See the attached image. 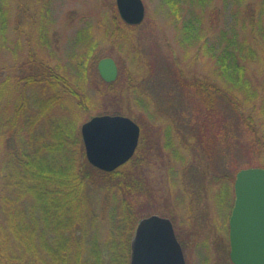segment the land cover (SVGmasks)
Returning a JSON list of instances; mask_svg holds the SVG:
<instances>
[{"label": "rangeland", "instance_id": "1", "mask_svg": "<svg viewBox=\"0 0 264 264\" xmlns=\"http://www.w3.org/2000/svg\"><path fill=\"white\" fill-rule=\"evenodd\" d=\"M4 1L8 21L4 38L0 35V81L10 70L24 64L33 49L61 75L74 83L82 82L79 64L87 44L83 49L77 40L83 28H92L97 48L94 57L113 58L119 74L117 85L111 89L100 83L95 65H90L83 73V88L96 105L93 114L120 111L141 128L144 163L138 171L149 190L140 219L152 214L170 216L186 264H233L228 225L236 174L264 163V0H245L238 5L234 0H207L204 6L194 0H181L177 17L163 0H143L144 21L124 39L112 41L105 39L113 29L106 17L114 13L119 16L115 0H45L48 12L39 11L44 17L39 16L36 31L27 25L28 0ZM252 12L254 26L250 24ZM215 18L217 27L206 34ZM186 27H193L194 36L205 35L204 41L217 52L225 47L240 50L242 45L243 78L258 95L252 101L247 98L249 104L244 103L243 113L250 120V128L221 97L227 92L243 104L247 95L218 78L210 54L196 55L199 44L184 37ZM245 38L249 45L253 41V57L243 49ZM175 64L180 71L174 70ZM194 80L203 85L204 80L218 84L224 91L217 97L216 124L204 115V96L187 87ZM15 82L14 78L12 84ZM12 84L2 85L0 131L6 130L12 120L16 97ZM73 111L79 114L77 119ZM68 118L76 119L79 134L87 121L85 114L74 109ZM46 128L40 125L38 136L47 135ZM6 134L3 132L4 139ZM26 138L25 134L18 136L13 146L24 145ZM1 158L0 152V162ZM102 193L91 195L93 208L99 214ZM113 207V203L106 207L103 238L110 221L116 224Z\"/></svg>", "mask_w": 264, "mask_h": 264}, {"label": "trees", "instance_id": "2", "mask_svg": "<svg viewBox=\"0 0 264 264\" xmlns=\"http://www.w3.org/2000/svg\"><path fill=\"white\" fill-rule=\"evenodd\" d=\"M28 1L27 25L36 31L39 16L44 17L42 13L48 10L45 0ZM243 1L234 0V3L238 5ZM163 2L169 12L177 17L181 0ZM193 2L204 6L207 0ZM5 3L0 0L2 39L8 21V5ZM40 10L42 13L39 14ZM106 19L111 20L113 29L105 39L111 41L124 39L128 32L139 27L126 24L117 13L108 15ZM217 24V19H212L206 34L214 30ZM250 24H255L253 12ZM91 29L83 28L77 40L83 49L87 44L82 54L84 59L82 57L79 64L81 80L83 82V73L86 74L88 66L95 65L100 83L113 89L117 82L106 83L98 73L97 64L104 57H94L97 48L91 37ZM192 30L193 27H186L183 35L189 42L193 39L198 42L196 55L210 54L216 64L218 78L227 85L233 84L247 97L240 104L235 95H229L220 85L207 80H204V85L194 80L193 87L186 84L187 87L192 88L198 96H204V115L209 121H214L213 124H216L217 97L224 92L221 97L250 128V120L243 113L244 103L249 104L247 98L254 100L258 95L243 78V64L240 62L242 45L240 50L234 48L231 51L225 47L217 52L204 41L205 35L194 36ZM27 40L31 45V38ZM248 40L244 39L243 49L253 57V41L250 46ZM174 70H179L177 64ZM1 72L0 69V77ZM14 78L16 82L12 84ZM82 82L74 83L61 75L56 68L39 58L33 49H30L24 64L10 70L0 81V93L4 90L2 85L10 83L16 94L9 127L0 131V264H130L132 237L149 190L141 178L142 173L138 171L144 163L143 152L139 143L135 156L109 173L89 164L81 134L76 132L79 114L73 111L76 117L73 120L68 118V114L75 109L89 120L104 113L93 114L96 105ZM27 113H30L28 117ZM111 115L122 113L114 111ZM40 125L47 127L48 134L44 137L38 136L37 128ZM22 134L27 136L24 145L13 146V142ZM254 167L264 168V163ZM93 192H103L101 214L93 208ZM109 203L114 204L116 224L109 220L111 224L103 238L102 221Z\"/></svg>", "mask_w": 264, "mask_h": 264}, {"label": "water", "instance_id": "3", "mask_svg": "<svg viewBox=\"0 0 264 264\" xmlns=\"http://www.w3.org/2000/svg\"><path fill=\"white\" fill-rule=\"evenodd\" d=\"M120 18L140 25L145 18L143 0H115ZM98 72L115 82L119 69L113 58H103ZM141 129L123 115H97L81 126L87 161L103 172L128 163L139 145ZM235 204L229 220L230 259L233 264H264V168L238 172ZM130 264H186L184 252L169 218L151 215L141 219L131 242Z\"/></svg>", "mask_w": 264, "mask_h": 264}, {"label": "flooded vegetation", "instance_id": "4", "mask_svg": "<svg viewBox=\"0 0 264 264\" xmlns=\"http://www.w3.org/2000/svg\"><path fill=\"white\" fill-rule=\"evenodd\" d=\"M179 241V240H178ZM181 244V243H180ZM182 246V245H181Z\"/></svg>", "mask_w": 264, "mask_h": 264}]
</instances>
